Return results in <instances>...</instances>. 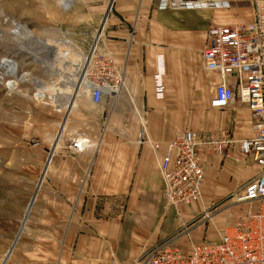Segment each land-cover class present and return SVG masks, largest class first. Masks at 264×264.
<instances>
[{
    "label": "crops",
    "instance_id": "obj_1",
    "mask_svg": "<svg viewBox=\"0 0 264 264\" xmlns=\"http://www.w3.org/2000/svg\"><path fill=\"white\" fill-rule=\"evenodd\" d=\"M164 1L113 0L109 12L103 19L101 8L97 10L96 15H77L75 19L83 30L78 33H66L70 39L67 42L72 45L95 42L97 55L108 56L114 71L122 79L119 86L115 85L116 88L108 85L100 100L102 111H106L103 122H108L110 111H118L123 105H150L152 108L148 117L159 118L160 111L152 105L159 100L155 98L153 81L156 74L164 85L163 97L160 100L188 101L189 91L194 93L200 90L199 93L203 96L206 92L204 89L212 88L211 95L210 93L207 95L208 100L204 105L199 129L211 131L219 136L225 134L234 141L239 137L251 136L250 112L242 102L236 101L224 108L210 105L214 86L221 81V77L216 72L202 68L200 55L201 76L195 74L194 84H191L189 89L185 67L186 49L202 50L206 43L205 33L202 36L198 31L195 34L191 32L184 38L179 12L183 8H162L159 5ZM183 1L189 2L191 6L196 3L200 7L211 1L214 4H228L226 0ZM109 3V0H106L105 9ZM215 7L219 9L217 6H207L192 7L188 10L203 11L206 14L207 20L204 19V25L207 28L210 24L244 22L238 21V11L235 10L237 8L227 14L220 10L218 12L221 13L216 15L209 10ZM167 16L173 19L169 26L165 25V22L160 26V19ZM164 38L171 39L163 44L142 42ZM157 46L162 48L163 54L157 55L155 59ZM156 64L162 74L155 69ZM225 81L229 83L233 78L228 76ZM113 82L112 80L111 83ZM66 88V92L73 94L71 103L62 106L63 116L68 112L66 118L62 116L56 132L52 135L48 132L40 135L43 149L50 151L58 129L62 131L55 147L56 151L52 155L51 165L44 176V179L47 178L45 186L57 193L61 206L66 208L69 205L74 206L73 213L71 216L69 214L71 221L63 232L95 233L112 229L118 232L119 239L115 244L113 264H130L142 250L146 251L145 248L148 250L160 241L174 239L183 250H189L191 243L209 238L208 228L205 236L202 235V231L196 230H190V233L187 232L188 235L185 233L188 230L185 225L197 220L203 208H206L201 207L199 203L203 204L206 201L210 206L223 204L228 194L239 190L245 181L255 175L252 174L253 168L242 169L240 162L235 164L229 161L230 158H225L221 164L220 159L223 156L210 150L201 162L204 171L201 200L194 205L184 206L180 211L167 207L161 195L163 182L159 162L165 152L167 140L179 134L182 123L176 128L166 125L160 126L159 131L150 129L149 141L136 143V131L120 132L122 128L120 124L116 125L119 123L117 122L114 126L119 132L114 131L109 135L107 146L88 143L89 146L81 151L70 149L68 142L71 138L87 135L88 141H93L100 126H104L105 123L102 122V115L91 114L90 105L80 107L81 100H76L78 90L74 91L75 88L72 86ZM87 96L89 102L90 95ZM133 115L142 118L139 112H134ZM225 116H228L227 119L221 118ZM61 123H64L62 128ZM230 130L234 131L229 133ZM155 143H159L160 146L155 148ZM236 145L230 144L226 149V155H229V152L237 154L239 151ZM119 186L124 187V204L115 199L113 187ZM80 189H83V192L78 198L77 190ZM57 212L60 213L58 220L62 222L66 218L68 220L69 217L67 215L64 217L63 210L55 211ZM225 214L221 213L216 217L217 222H220L221 215ZM216 238L218 235L214 239ZM96 247L95 244H91L89 251L96 254Z\"/></svg>",
    "mask_w": 264,
    "mask_h": 264
},
{
    "label": "rangeland",
    "instance_id": "obj_2",
    "mask_svg": "<svg viewBox=\"0 0 264 264\" xmlns=\"http://www.w3.org/2000/svg\"><path fill=\"white\" fill-rule=\"evenodd\" d=\"M70 1L71 5L67 6L66 0H0V264H113L114 262L115 244L119 239L118 232L115 229L95 233H87V231L63 232L71 221L69 214L71 216L73 213L74 206L69 205L68 208L61 206L56 196L57 193L49 189L47 185L45 186L47 178L44 179V176L51 165L52 155L56 151L55 147H57L56 144H58L62 131L58 129L50 151L43 149L40 135L43 132L52 135L58 128V122L64 113V109L58 108V99H61L60 97L63 95L59 89L65 84L66 76H68L66 71L71 72L61 66L57 59H65V63H68L72 69H76L77 73L74 74V77L77 78L86 71V74L88 73L93 80L95 72L98 70L97 44L95 42L92 44H69L67 41L70 39L66 33H78L83 30V28L80 29L75 19L77 15H96L98 14L97 10L101 8L103 9V19L113 3V0H109L110 3L105 9L106 0ZM179 2L180 4L182 2L189 4L183 0ZM226 2L228 4H215L219 9L215 7L209 10L215 12L216 15L221 13L218 12L220 10L226 14L237 10L238 21L248 22L254 9L264 6V0H226ZM183 4L180 5L183 9L179 12L181 13L184 38H187L189 33L194 32L195 34L197 31L204 36L207 29V26L204 25L206 14L200 10V12L196 10L191 12L188 9L214 7V5L205 4L200 7L196 3L194 6H183ZM234 8L237 9L234 10ZM172 20L169 16L161 18L160 26L164 22L169 26ZM42 37L45 39L49 37L47 42L56 45V50L45 52L43 47L41 49V46L36 43H40ZM73 39L75 38L73 37ZM170 39L142 42L163 44ZM155 49L158 50L154 54L157 59V55H162L163 50L158 46ZM200 50L189 51L186 49L185 67L189 89L191 84H194L195 76H201ZM6 59L11 61L12 65L1 67V63H4ZM50 62L52 63L49 67ZM155 69L158 70L157 64ZM160 73L162 74V71ZM76 81L75 85L77 86L74 91L78 90L76 100H81L80 107L90 105L91 114L102 115L103 122L106 111H102L100 102L93 103L90 99L91 104H89L87 102L89 96L80 92L78 79ZM37 82L44 84V87L54 85L58 92L51 95L46 92L40 93L41 89L38 88L40 86ZM66 89L65 87L63 92ZM204 90L206 92L203 96L202 93H199L200 90L194 93L189 91L188 101L157 100L152 105L160 111L159 118L148 117L149 110L152 108L150 105H123L119 107L118 111H110L108 122H103L104 126H100L95 139L89 144L107 146L109 135L114 131L119 132L114 126L117 122L119 123L116 125L120 124L122 128L120 132L134 130L137 136L142 125L147 132L150 129L159 131L160 126L166 125L176 128L181 123V131L199 129L204 105L208 100L207 95L212 93L211 87ZM88 95L90 94L88 93ZM134 112H139L142 118L135 117ZM67 113L65 112L64 118ZM227 117L221 118L227 119ZM63 124L61 123V128ZM233 131L228 132L232 133ZM84 136L88 138L87 135ZM35 141L38 143L34 145ZM221 155L223 156L220 159L221 164L225 158H230L229 161L235 164L240 162L242 169L253 168L252 174L255 175L252 178L259 171L250 155L229 152V156L226 155V151ZM113 188L115 199L124 204V187ZM236 191L228 194L225 198L226 202L223 204L210 206V203L206 201H204V205L199 203L201 207L206 206V208H203L197 220L192 221V224L185 225L188 229L185 233L188 235L190 230H196L197 232L202 231V235L205 236L206 228H208L207 235H209V239L213 240L224 229L226 221L239 211V207L234 204L233 194ZM82 192L83 189L77 190L78 198ZM199 201L197 200V202ZM191 203L190 205L196 204ZM190 205L184 204L180 208H173L180 211L184 206ZM60 209L63 210L64 217L66 215L69 217L68 220L66 218L62 222L57 219L60 213H55V211ZM221 213L225 215H221V221L217 222L216 217H219ZM91 244L97 246L96 254L89 251ZM145 249L147 250V248ZM145 252L147 251L142 250L141 254L137 255L130 264H137L138 258Z\"/></svg>",
    "mask_w": 264,
    "mask_h": 264
},
{
    "label": "built area",
    "instance_id": "obj_3",
    "mask_svg": "<svg viewBox=\"0 0 264 264\" xmlns=\"http://www.w3.org/2000/svg\"><path fill=\"white\" fill-rule=\"evenodd\" d=\"M179 1L165 0L159 6L183 8L180 5L184 2ZM209 4L216 6L206 3ZM205 41L200 52L202 68L221 77L214 86L210 105L224 108L242 102L250 112L252 134L234 141L225 134L185 129L168 139L159 162L163 201L168 207L180 208L201 200L204 155L210 150L224 154L232 143L237 144L239 152L253 158L259 171L233 194L239 211L226 221L218 238H203L192 243L189 250H183L174 239L160 241L146 250L137 264H264V6L256 7L248 22L210 24ZM97 57L98 70L90 92L93 103L100 102L108 85L114 88L122 81L108 56ZM228 76L233 81L227 83ZM153 81L155 98L161 99L164 85L156 74ZM148 141V132L142 125L136 142ZM88 143L86 137L71 138L68 146L81 151ZM154 146L158 148L160 144Z\"/></svg>",
    "mask_w": 264,
    "mask_h": 264
},
{
    "label": "bare ground",
    "instance_id": "obj_4",
    "mask_svg": "<svg viewBox=\"0 0 264 264\" xmlns=\"http://www.w3.org/2000/svg\"><path fill=\"white\" fill-rule=\"evenodd\" d=\"M66 2H68V4H67V6H70L71 5V1L70 0H66ZM43 38V37H42ZM48 39H49V37H48ZM48 39H45V38H43V39H41L40 40V43L39 42H37L36 44L38 45V46H41V49H42V47H43V49H44V51L45 52H49L50 50H56V45L54 46L53 44H51L50 42L48 43L47 41H48ZM37 40V39H36ZM35 46V45H34ZM36 47V46H35ZM57 60H59V63L61 64V66H63V67H65L67 70L69 69L71 72H68V71H66L67 73L66 74H68V76H66V80H65V84H63V86L62 87H60V89L59 90H61L60 92L63 94V95H61V99H58L59 100V103H58V108H62V106H65L66 104H67V106L71 103L70 101H71V99H72V95H70L71 93H68V92H63L64 91V88L65 87H70V86H72L73 88H75L76 89V86L77 85H75L76 84V79H78V81H79V88H81V90H80V92L82 93V94H84V95H88V93L90 94V92H91V89H92V86H93V84H94V79L92 80L91 79V77L88 75V73L86 74V71L84 72V73H81L80 75H79V78H77L76 76L74 77V74L75 73H77V70L76 69H72L71 68V66L68 64V63H65L64 61H65V59L63 60V59H57ZM51 63L52 62H50V65H49V67L51 66ZM7 65H9V66H11L12 65V62L11 61H9V60H4V63H1V67H6ZM73 73V74H72ZM64 80V79H63ZM82 84H81V83ZM38 83V85L40 86V87H38L39 89H41L40 90V93H42V92H46V93H48L49 95H51V94H55L56 92H58V90H57V87H55L54 85H48V86H50V87H44V84H42V83H40V82H37ZM65 93V94H64ZM41 97V96H40ZM59 98V97H58ZM55 100V99H54ZM66 106V107H67ZM83 137H81L80 136V138L78 137V139L79 140H81Z\"/></svg>",
    "mask_w": 264,
    "mask_h": 264
},
{
    "label": "water",
    "instance_id": "obj_5",
    "mask_svg": "<svg viewBox=\"0 0 264 264\" xmlns=\"http://www.w3.org/2000/svg\"><path fill=\"white\" fill-rule=\"evenodd\" d=\"M10 252V251H9Z\"/></svg>",
    "mask_w": 264,
    "mask_h": 264
}]
</instances>
